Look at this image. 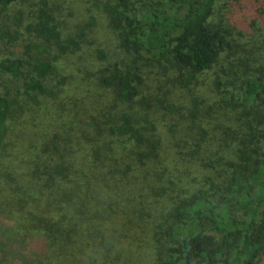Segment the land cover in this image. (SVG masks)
I'll return each mask as SVG.
<instances>
[{
    "label": "trees",
    "instance_id": "1",
    "mask_svg": "<svg viewBox=\"0 0 264 264\" xmlns=\"http://www.w3.org/2000/svg\"><path fill=\"white\" fill-rule=\"evenodd\" d=\"M17 1L0 0V51L9 50L7 57H0V76H10L17 87V95L11 89L0 90V210L11 217L18 214L15 217L20 227L16 234L34 251L32 264L123 263L129 257L121 253L123 246L119 248L122 239L131 227L145 224L149 214L131 195L121 191L117 180L133 181L132 173L137 168L153 159L160 161L163 141L156 123L148 112L136 118L123 109L111 115L108 125L93 135L83 128L76 132L70 128L72 132L58 129L51 138L36 139L25 150L28 158L21 160L27 167L6 162L11 149L18 147L11 134L20 135L27 122L24 119L19 126L11 123L15 104L22 100L19 92L31 95L36 104L42 95L53 93L48 80L56 72L54 60L58 57L51 60L41 43L23 38L19 31L23 14L12 19L7 13ZM95 2L107 13L121 51L129 56V61L123 59L102 67L96 79L101 86L112 88L115 101L130 107L144 80L140 61L151 60L176 70L173 81L189 86L219 61L228 44L223 31L228 35L230 30L213 20L215 0ZM40 3L37 21L28 24L27 31L46 42L55 41L61 53L79 49L86 28L63 39L48 0ZM99 52L103 57V51ZM192 89L194 97L188 114L192 119L169 102L163 107L172 114L173 131L178 126L174 114L191 120L184 134L192 145L177 142L176 146L181 148L182 159L196 161L208 172L196 184L183 186L186 188L174 196L173 206L160 212L155 220L148 243L153 263L261 264L264 65L244 72L242 97L234 98L233 92L224 95L223 108L235 110L239 106L241 122L225 125L221 133L215 134L217 142L209 140V130L202 127L199 115L203 100ZM140 103L148 109L152 106L145 98ZM83 139L91 143L87 152ZM117 140L121 144L114 146ZM123 142L132 148H119ZM165 168L168 172V165ZM169 189L164 185L150 195L160 196Z\"/></svg>",
    "mask_w": 264,
    "mask_h": 264
},
{
    "label": "rangeland",
    "instance_id": "2",
    "mask_svg": "<svg viewBox=\"0 0 264 264\" xmlns=\"http://www.w3.org/2000/svg\"><path fill=\"white\" fill-rule=\"evenodd\" d=\"M40 1H17L10 6L7 13L12 19L22 13L19 31L23 38L41 43L46 49L45 54L51 60L58 56L54 60L56 72L48 80L50 92L53 93L42 95L41 102L36 104L31 95L26 96L23 91L19 92V98L22 100L15 104L11 123L12 126H19L24 119L27 122L23 125L20 135L11 134V140L17 141L18 147L11 149V156L6 162L11 161L19 167H27L21 162L22 159L28 158L25 152L27 146L38 138L48 139L58 129L69 133L72 132L69 131L70 128L75 132L83 128L93 135L98 128L108 125L107 120L111 115L118 114L123 109L133 113L136 118L148 112L163 141L160 161L153 159L148 161L147 165L137 168L132 173L133 181L118 179L117 182L121 191L131 195L149 215L146 214L145 224L130 228L119 248L123 246L121 253L129 257H126L123 263L155 264L148 245L155 220L159 218L160 212H166L173 206L174 196L179 190L186 188L183 186L196 184L197 179L200 180L208 172L198 162L182 159L179 154L181 148L176 146L177 142L182 146L192 145L190 141L186 142L189 138L184 134L191 120H184L181 115L174 114L173 121H177L178 126L174 127L173 131L170 127L172 114L168 113L163 105L169 102L181 108V114L192 119L188 116L194 97L191 93L192 87L193 93L203 100L200 105L202 113L199 115L202 127L209 130V140L215 142V134L221 133L225 125L241 122L237 113L239 106L235 110L224 109L223 97L231 92L234 98L242 97L240 86L244 72L264 65V0H215L213 20L222 29L230 30L228 35L223 31L228 44L225 45L219 61L211 69L199 74L197 81L194 80L189 86L173 81L176 70L165 68L163 64L151 60L140 61L144 80L131 107L127 103L115 101L112 88L101 86L96 79L98 71L107 64L112 65L123 59L129 61V56L119 47L117 34L109 25L107 13L95 4V0H48V6L55 16L63 39L79 32L83 27L87 30V35L80 41L79 49L61 53L55 41L46 42L27 31V25L37 21ZM10 49L14 50L13 47ZM100 50L104 53L103 57H100ZM8 53L9 50L3 49L0 51V57H7ZM9 77L0 76V90L11 89L13 95H17V87ZM6 83L9 87H6ZM142 98L151 103L150 109L140 103ZM164 98L168 101H161ZM111 137L117 138L113 135ZM114 144L118 146L121 142L117 140ZM130 145L123 142L119 148L126 149V146L131 149ZM82 146L86 152L91 149V143L87 139L82 140ZM17 153L19 157L16 156ZM165 165L169 167L168 172ZM150 184H153L151 188ZM164 185L170 188L169 193L150 195ZM15 216L18 214L11 217L6 211L0 210V264H32L34 251L16 234L20 221ZM8 235L10 240L7 239ZM261 264H264V261Z\"/></svg>",
    "mask_w": 264,
    "mask_h": 264
}]
</instances>
